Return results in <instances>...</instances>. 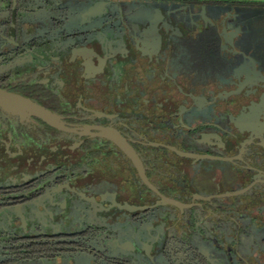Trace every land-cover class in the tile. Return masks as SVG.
Returning a JSON list of instances; mask_svg holds the SVG:
<instances>
[{
	"label": "flooded vegetation",
	"instance_id": "af4514ba",
	"mask_svg": "<svg viewBox=\"0 0 264 264\" xmlns=\"http://www.w3.org/2000/svg\"><path fill=\"white\" fill-rule=\"evenodd\" d=\"M0 89L63 125L0 107L21 252L264 264V1L0 0Z\"/></svg>",
	"mask_w": 264,
	"mask_h": 264
},
{
	"label": "water",
	"instance_id": "95a60500",
	"mask_svg": "<svg viewBox=\"0 0 264 264\" xmlns=\"http://www.w3.org/2000/svg\"><path fill=\"white\" fill-rule=\"evenodd\" d=\"M0 107L7 112L13 114H19L20 116L36 115L51 126L61 129L63 127L62 123L60 122L57 116L51 114L47 110L43 109L38 105H35L31 101L23 97L7 93L6 91L1 89H0ZM106 137L112 139L115 143H117L124 150V152H126L127 155L131 156L133 161L136 162L135 158L133 157V155L129 153L125 145H122L124 144V142L122 141V138L119 135L116 134L113 135L111 132H109L108 134H106Z\"/></svg>",
	"mask_w": 264,
	"mask_h": 264
},
{
	"label": "trees",
	"instance_id": "16d2710c",
	"mask_svg": "<svg viewBox=\"0 0 264 264\" xmlns=\"http://www.w3.org/2000/svg\"><path fill=\"white\" fill-rule=\"evenodd\" d=\"M22 243L14 239H4L0 235V264H44L46 258L35 255L34 247L26 246V252H21Z\"/></svg>",
	"mask_w": 264,
	"mask_h": 264
},
{
	"label": "rangeland",
	"instance_id": "374dc122",
	"mask_svg": "<svg viewBox=\"0 0 264 264\" xmlns=\"http://www.w3.org/2000/svg\"><path fill=\"white\" fill-rule=\"evenodd\" d=\"M260 1H264V0H260Z\"/></svg>",
	"mask_w": 264,
	"mask_h": 264
}]
</instances>
